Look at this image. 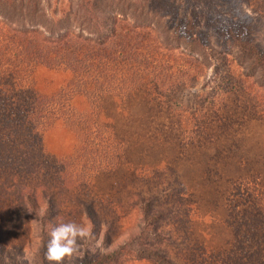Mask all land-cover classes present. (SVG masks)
Listing matches in <instances>:
<instances>
[{"label": "trees", "instance_id": "1", "mask_svg": "<svg viewBox=\"0 0 264 264\" xmlns=\"http://www.w3.org/2000/svg\"><path fill=\"white\" fill-rule=\"evenodd\" d=\"M246 3L0 0V211L7 207L6 200L13 193L28 206L25 217L37 216L40 240L36 264H49L44 258L48 221L41 214L42 191L35 181L49 161L42 142L54 122H61L75 136L84 135L87 140L101 127V97L143 91L161 111L172 110L177 116L173 130L177 144L183 146L202 134L200 105H185L183 100L196 92L198 74L206 75L208 69L215 74L222 70L228 74L226 71L232 69L230 81L219 89L223 91L219 99L208 98V105L230 110L227 94L241 92L257 111L254 113L264 116L262 28L249 19ZM37 65L65 69L71 79L56 94L44 95L33 86ZM185 88L192 92L187 91L189 96H185ZM76 95L89 104L83 109L75 107L71 99ZM241 118L219 121L221 136L230 122H235L237 130L242 128ZM213 137H208L210 142ZM43 172L45 175L49 170ZM45 198L44 207L50 212L55 200ZM141 205L143 215L148 217L149 201L141 199ZM85 207L93 209L87 204ZM230 233L228 251L206 254L197 245L180 251V258L173 260L143 244L133 247L138 251L134 257L139 259L143 254L164 264H264V184L258 175L244 176L230 185ZM3 251L0 238V264ZM117 251L84 254L68 264H118Z\"/></svg>", "mask_w": 264, "mask_h": 264}, {"label": "rangeland", "instance_id": "2", "mask_svg": "<svg viewBox=\"0 0 264 264\" xmlns=\"http://www.w3.org/2000/svg\"><path fill=\"white\" fill-rule=\"evenodd\" d=\"M243 1L249 19L262 28L259 37L264 46V0ZM231 70L215 74L208 69L206 75L198 74L196 92L184 89L193 95L183 103L200 105L202 134L180 147L173 130L177 116L172 110L161 111L143 91L101 97V127L87 140L58 121L46 130L42 151L49 161L42 169L49 172L39 171L35 184L42 191L39 201L48 221L47 232L51 222L56 226L87 221L93 226V238L81 242L79 254L64 258L63 264L74 263L84 254L116 249L118 264H164L146 259L140 252L136 259L138 251L133 247L143 244L173 260L180 258V251L197 245L206 254L230 250L231 183L258 175L264 184V116L254 113L257 111L241 92L227 94L230 110L208 105V98L219 99L223 92L219 89L230 81ZM70 79L65 69L45 65L34 67L32 74L33 86L44 95L56 94ZM71 102L82 109L89 104L78 95ZM235 117H242L243 127L237 130L235 122H230L221 136L219 121L226 123ZM49 196L55 200L50 212L44 207ZM141 199L150 203L148 217L143 215ZM6 202L7 207L0 211L2 264H29L26 256L36 264L37 216L25 217L29 208L16 194L9 193Z\"/></svg>", "mask_w": 264, "mask_h": 264}, {"label": "clouds", "instance_id": "3", "mask_svg": "<svg viewBox=\"0 0 264 264\" xmlns=\"http://www.w3.org/2000/svg\"><path fill=\"white\" fill-rule=\"evenodd\" d=\"M92 227L87 221L81 224L61 222L52 226L48 233L44 258L49 264H62L64 258L79 254L80 243L93 238ZM25 259L31 264L30 256Z\"/></svg>", "mask_w": 264, "mask_h": 264}]
</instances>
